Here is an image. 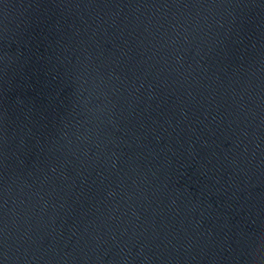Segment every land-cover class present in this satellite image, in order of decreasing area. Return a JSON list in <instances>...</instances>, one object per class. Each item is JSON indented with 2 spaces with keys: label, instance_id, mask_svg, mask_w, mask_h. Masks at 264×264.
I'll use <instances>...</instances> for the list:
<instances>
[{
  "label": "water",
  "instance_id": "1",
  "mask_svg": "<svg viewBox=\"0 0 264 264\" xmlns=\"http://www.w3.org/2000/svg\"><path fill=\"white\" fill-rule=\"evenodd\" d=\"M0 264H264V0H0Z\"/></svg>",
  "mask_w": 264,
  "mask_h": 264
}]
</instances>
